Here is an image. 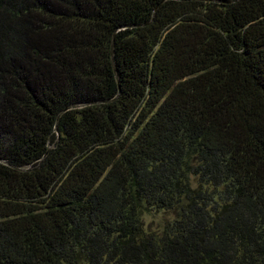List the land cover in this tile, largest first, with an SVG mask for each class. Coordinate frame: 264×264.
Listing matches in <instances>:
<instances>
[{
    "label": "trees",
    "instance_id": "1",
    "mask_svg": "<svg viewBox=\"0 0 264 264\" xmlns=\"http://www.w3.org/2000/svg\"><path fill=\"white\" fill-rule=\"evenodd\" d=\"M0 264H264V0H0Z\"/></svg>",
    "mask_w": 264,
    "mask_h": 264
},
{
    "label": "rangeland",
    "instance_id": "2",
    "mask_svg": "<svg viewBox=\"0 0 264 264\" xmlns=\"http://www.w3.org/2000/svg\"><path fill=\"white\" fill-rule=\"evenodd\" d=\"M196 183V180H195ZM175 215L172 213H148L144 217V225L147 230L160 231L168 221H171Z\"/></svg>",
    "mask_w": 264,
    "mask_h": 264
}]
</instances>
